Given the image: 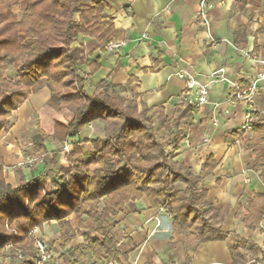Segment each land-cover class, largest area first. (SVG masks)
<instances>
[{"label":"trees","instance_id":"16d2710c","mask_svg":"<svg viewBox=\"0 0 264 264\" xmlns=\"http://www.w3.org/2000/svg\"><path fill=\"white\" fill-rule=\"evenodd\" d=\"M108 7L105 0H0V136L11 129L13 112L47 86L49 106L74 114L68 125L56 123L54 137L60 142L67 137L78 138L63 163L61 150L48 153L46 141L50 137L40 131L34 139L33 155L44 156L42 169L32 171L29 180L16 169V187L7 183L0 157V258L5 257L7 247L14 257L17 251L23 253L22 260L6 262L5 258L0 264H34L32 233L52 222L57 223L65 246L79 235L84 238L83 245L68 252L69 264L127 258L118 246L115 219L129 203L144 197L152 209H164L171 215L174 234L186 235L185 254L200 244L232 236L239 242L231 248L234 264H244L238 259L239 246L247 241L222 230L227 212L208 201L203 184V175L213 173L219 163L213 156L207 157L202 175H197L167 151H178L181 127L193 124L199 108L183 100L169 118L160 107L155 125L149 107H140L137 98L121 95L128 88L117 91L107 79L88 93L81 69L88 54L82 39H92L97 49L104 51L110 41L123 38L106 14ZM17 8L21 17L15 12ZM7 64L12 66L15 79L5 75ZM99 68L96 61L90 65V74ZM94 107L109 119L124 120L113 136H81ZM258 116L252 113L253 118ZM167 128L171 129L168 138L160 140L157 132ZM84 143L91 145L89 153L83 151ZM244 146L264 181V124H253ZM180 184L185 189L179 190ZM238 215L247 229H259L264 220V194H253L240 206Z\"/></svg>","mask_w":264,"mask_h":264},{"label":"crops","instance_id":"0c3cea01","mask_svg":"<svg viewBox=\"0 0 264 264\" xmlns=\"http://www.w3.org/2000/svg\"><path fill=\"white\" fill-rule=\"evenodd\" d=\"M105 1L109 4L106 14L123 33L118 40L127 44L116 52L106 53L97 49L92 39H82L88 54L87 64L81 67L88 93L92 94L100 82L109 79L117 91L120 87L128 88L122 96L137 98L140 107H149L156 125L158 108H164L165 114L172 118L177 104L183 100L189 103L185 92L190 80L207 85L210 103L199 108L193 124L181 127L178 151L172 152L171 148L167 151L197 175H202L201 167L207 157L216 159L219 163L216 170L203 175L208 201L227 212L222 227L225 233H235L245 242L255 244L256 248L247 242L240 244L239 261L250 264L259 260L264 256V220L259 229L249 230L238 211L253 194H264V181L259 171L248 167L254 165V157L240 145L252 134L241 130L247 107L242 103L230 104L227 99L229 81L244 89L251 77L264 70L258 63L264 61V0H210L214 8L209 12V29L198 22L202 0ZM96 61L100 62V68L90 74V65ZM222 67L227 81L213 82L211 74ZM50 97L47 86L33 93L13 112L9 119L11 129L0 136V157L6 167L7 183L12 187L18 185V180L10 168L21 162L24 155H30L23 151L25 146L33 145L36 151L34 139L40 131L50 137L46 141L49 154L62 149H51L54 140L58 144L78 141L77 137H67L60 142L54 137L56 123L68 125L74 114L68 109H53L48 104ZM95 110L97 115L93 116ZM254 112L259 115L254 123L264 124V93L256 96ZM101 120L119 119H109L94 107L87 126ZM170 132V128L160 130L159 134L164 136L159 139L165 140ZM41 169L39 165L23 172L29 180L32 171L39 173ZM177 187L185 189L182 184ZM47 190H52L51 182ZM115 220L118 246L127 255L119 257L120 264H234L231 248L239 242L232 236L200 244L185 254L186 235L174 234L171 215L164 209H152L146 197L129 203ZM40 233L58 253L55 264L67 257L70 249L84 244L79 235L65 246L55 222L44 225ZM93 263L89 259L88 264Z\"/></svg>","mask_w":264,"mask_h":264},{"label":"built area","instance_id":"2783aa9c","mask_svg":"<svg viewBox=\"0 0 264 264\" xmlns=\"http://www.w3.org/2000/svg\"><path fill=\"white\" fill-rule=\"evenodd\" d=\"M214 8V4L210 0H202L200 3L198 22L206 28H210L209 12ZM125 40L114 39L105 47L106 53H113L126 46ZM258 63L264 66V61H258ZM225 68H219L211 74L212 81H227L225 76ZM230 92L228 95L227 102L230 104L242 103L247 107V111L244 117V123L241 127L242 132H252L254 118L252 113L254 112L255 98L259 93H264V70L257 73L255 76L248 80V86L246 89H242L239 83L229 81ZM210 90L207 85H198L194 81L190 80L187 84V90L185 92V98L191 105L198 108L203 107L210 103ZM228 114L229 111H226ZM215 126L217 123L214 124ZM70 144L66 143L63 151L69 152ZM42 163L39 159H34L31 156H25L23 161L18 164L19 169L31 168L37 164ZM32 237L35 240V260L34 264H50L56 261L58 253L54 248L50 246L48 241L41 235L40 230L36 228ZM11 248L7 247L5 254H11ZM15 259L22 260L23 253L17 251ZM256 264H264V259L261 261H254ZM97 264H120L118 260H103Z\"/></svg>","mask_w":264,"mask_h":264},{"label":"rangeland","instance_id":"374dc122","mask_svg":"<svg viewBox=\"0 0 264 264\" xmlns=\"http://www.w3.org/2000/svg\"><path fill=\"white\" fill-rule=\"evenodd\" d=\"M20 17H21V15H22V12H21V10L19 9V8H17L16 9V11H15ZM7 67H8V70L5 72V75L6 76H9L10 78H12V79H15V76H16V74L14 73V71H13V68H12V66L11 65H9V64H7ZM70 111V110H69ZM96 111L97 110H95L94 112H92V115L93 116H95V115H97V114H95L96 113ZM98 113V112H97ZM124 123V120L122 119V118H119V120H101V121H98V122H94V124H92L91 126H87V127H85L84 128V130L82 131V137H83V139L84 138H97V137H99V138H105V137H107V136H113L116 132H117V130H118V128L119 127H121L122 126V124ZM37 131V130H36ZM33 135V134H32ZM159 138H162L163 136H164V134H159V131H158V135H157ZM168 138V136H166L164 139H167ZM31 139H32V137H31ZM56 139V138H55ZM244 141H245V139H243V141H241V147L242 148H244L245 146H244ZM68 142V141H67ZM51 146H52V148L51 149H58V148H62L61 149V152H62V162L64 163V155H66V154H68L69 152H71V150H72V144H70V150H69V152H64L63 151V146H65V143H63V144H58L57 142H56V140H54V142H52L51 144H50ZM83 151L85 152V153H89L90 151H91V145L90 144H86V143H84L83 144ZM33 148H34V146L33 145H31V146H25L24 147V149H23V151H25L26 153H28V154H30L29 156H31L32 158H34V159H39V161H42V163H39V162H37V164L36 165H34L33 167H32V169H34V168H36V167H38L39 165L40 166H42L43 165V160H44V156L43 155H39V156H34V155H31V153H33L34 152V150H33ZM25 156H28V155H24L23 157H25ZM24 159V158H23ZM23 161V160H22ZM20 163V162H19ZM18 163V164H19ZM252 163L254 164V159H252ZM18 164L16 165V166H13V167H11L10 169L13 171V172H15V170L16 169H19L18 168ZM248 167L251 169H255V167H254V165L253 166H251V164H249L248 165ZM6 169V168H5ZM26 169H29V168H26ZM22 171L23 170H25V169H21ZM257 171V170H256ZM53 178H54V176H52ZM51 191V190H50ZM73 219H74V217H73ZM39 230H40V228H38ZM60 240V237L59 238H57V239H55V240H52L53 241V243H57L58 241ZM48 241V240H47ZM121 241V240H120ZM50 242V241H49ZM48 242V243H49ZM5 258L7 259V261L6 262H10L11 260H14L15 259V257L13 256V255H8V254H5V257L4 258H0V262H2L3 260H5ZM262 259H264V257H261L259 260H257V261H261ZM62 260V258H60V262H59V264H69V262H68V260L66 259V257L65 258H63V260Z\"/></svg>","mask_w":264,"mask_h":264}]
</instances>
